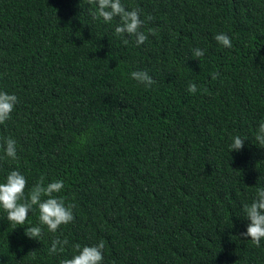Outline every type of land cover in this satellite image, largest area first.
Listing matches in <instances>:
<instances>
[{"label": "trees", "instance_id": "trees-1", "mask_svg": "<svg viewBox=\"0 0 264 264\" xmlns=\"http://www.w3.org/2000/svg\"><path fill=\"white\" fill-rule=\"evenodd\" d=\"M121 3L139 9L143 44L115 33L119 17L93 19L88 0H0V91L18 97L0 124L18 159L0 147V182L19 170L27 195L41 176L63 180L55 195L75 204L55 233L36 206L26 225L0 208V264H60L101 240L102 264H264V239L241 235L242 205L264 187V0ZM235 135L247 139L230 152ZM57 237L69 244L49 255Z\"/></svg>", "mask_w": 264, "mask_h": 264}, {"label": "clouds", "instance_id": "clouds-1", "mask_svg": "<svg viewBox=\"0 0 264 264\" xmlns=\"http://www.w3.org/2000/svg\"><path fill=\"white\" fill-rule=\"evenodd\" d=\"M88 2L97 5V10L92 13L93 19L103 18L105 22H110L114 17H119V24L115 27V33L118 36L124 34L135 36L137 45L143 44L148 39V36L140 30L145 21L140 18L139 9L128 10L121 3V0H88ZM146 19L151 20L153 18L147 17ZM149 32L155 35L153 30L149 29ZM215 39L224 47H232L231 39L225 33L216 34ZM123 43L127 45L129 41L124 39ZM192 54L194 58L199 59L204 55V50L194 48ZM218 75V72L212 73L211 78L215 80ZM131 77L144 84L145 87H150L155 83L147 71H132ZM188 91L196 93L198 91L196 84H189ZM17 103L18 97L15 94L0 91V124L5 123L10 118ZM245 139L247 138H242L239 135L231 137L230 152L232 150L240 151L244 146ZM254 139L260 147L264 148V120L259 123ZM81 142H85L83 138H81ZM0 147L4 148L7 157L12 160L18 159L14 139L7 138ZM26 186V177L19 170L10 171L5 181L0 182V208L6 212V218L9 222L15 225H26L29 212L34 206L39 211V224L46 226L49 232L55 233L61 225H67L74 221L73 208L75 204L66 205L64 197L55 195L63 189V180H54L45 184V178L41 176L27 195L25 194ZM242 211L249 223L246 232L241 233V235L250 238L253 244L260 247L261 239H264V187L257 189L256 196L250 204L242 205ZM24 233L29 238L39 240L42 235V228L27 225ZM68 244L67 238L60 239L57 237L52 240L48 254L64 252V246ZM104 247L103 240L92 246L74 244L72 257L62 259L60 264H102Z\"/></svg>", "mask_w": 264, "mask_h": 264}]
</instances>
